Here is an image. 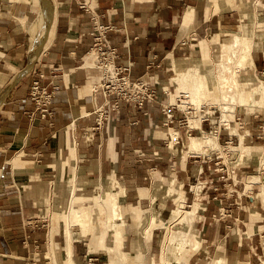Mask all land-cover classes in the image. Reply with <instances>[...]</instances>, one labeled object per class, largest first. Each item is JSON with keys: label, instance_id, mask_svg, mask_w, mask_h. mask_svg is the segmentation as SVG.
Returning a JSON list of instances; mask_svg holds the SVG:
<instances>
[{"label": "crops", "instance_id": "obj_1", "mask_svg": "<svg viewBox=\"0 0 264 264\" xmlns=\"http://www.w3.org/2000/svg\"><path fill=\"white\" fill-rule=\"evenodd\" d=\"M245 14L258 36L248 70L264 83V0H0V264H66L68 213L95 215L108 181L120 191L121 231L119 246L113 228L104 244L129 254L128 264L144 240V254L152 258L177 200L192 208L196 179L204 184L191 222L198 247L183 256L187 264L218 253L221 264H264V203L244 193L237 178L246 177L249 158L234 170L239 184L230 182L227 165L214 168L218 156L211 153V162L188 152L190 137L211 132L210 119L179 123L182 110L168 102L174 65L191 64L205 45L210 54L222 28L231 29ZM92 15L113 27L107 36L116 63L131 62L129 77L159 92L157 102L110 109L99 124L94 110L104 108V98L93 93L101 72L88 54ZM38 75L55 86L50 119L28 98ZM239 117L251 140L264 146V124L258 123L264 115ZM234 136L218 133V142L233 143ZM171 179L175 190H168ZM152 204L158 206L154 219L144 214ZM77 229L73 262L110 264L101 232L86 236Z\"/></svg>", "mask_w": 264, "mask_h": 264}, {"label": "bare ground", "instance_id": "obj_2", "mask_svg": "<svg viewBox=\"0 0 264 264\" xmlns=\"http://www.w3.org/2000/svg\"><path fill=\"white\" fill-rule=\"evenodd\" d=\"M247 28H248V24L245 20V16H243L240 22L237 25H235L234 28H231L234 31L233 34L227 33V31L230 29H222L219 32V35L217 36V41H218V49L220 50V55L219 54L217 55V57H219L217 61L215 60H214L215 62L213 61V67L209 66L211 68L207 69V73H201L199 71V68L197 67H199V64L201 63L202 60L206 61V63H211L213 59H211L210 56L206 57V59L205 57L193 58V63H192L193 66L177 67L175 75L172 77V81L175 82L177 85L179 84L181 89H184L183 91H179L178 93L188 92V94H186V97H189L187 99L181 98V100L179 101L178 106L179 108H181V110L182 109L185 110L187 105L189 106V104H193V105L196 104V106H198V102L201 101V99L206 94L204 92L205 87L208 88L209 91L211 88L214 87L213 85H215L218 91L216 93H218L219 96L217 97L218 98L217 106L221 111V118L219 122L226 125L229 124V115L227 114V108L229 107L230 104H234L235 101H237L236 98L239 89V85L237 84L238 81L237 79L239 76V71L241 70V68H244V66L251 63V56H252L251 53H252L253 44L248 40V35L246 32ZM246 83H248L247 90L249 91V102L251 103V105H256V102L259 103L264 102L263 81L257 78L256 80H247ZM209 86H213V87H210L209 89ZM212 94L214 95L215 93ZM214 98L213 101L215 102L216 99L214 100ZM239 104H241L240 101ZM210 111H209V116H211L212 114V113L210 114ZM200 120H201V116L192 115L191 117H189L190 125L192 126L198 123ZM217 137L218 135L212 132H203L202 136L200 137H190L188 142V148H189L188 152H193V150H195L199 146H202L203 144H208L210 146L220 148L222 145L219 144ZM238 138H239L238 144L231 146L232 148L240 149L241 153L246 152L247 154H249V153L258 152L261 155H264V146L252 144L249 139V134L246 130L239 131ZM262 186L264 188V185ZM195 187L196 186L194 185L193 189H195ZM175 189L176 187L173 184V179L169 180L168 190H175ZM101 191H107L111 195L109 199V205L107 208H105L106 206L102 208V213L105 214L106 220L109 221L107 223L116 226L117 224L116 219L121 218L120 205L118 202L120 191L114 189V183L111 181L103 183L101 186ZM183 204H184V200L182 199L177 202V207L175 209H172L173 211L172 219L168 223L171 224L173 222H177L184 224L185 222L187 223L192 222L191 220L196 211L197 202L193 203L192 209H184ZM150 210L153 215L158 211V208L157 207L155 208V206L152 205ZM90 223H93V219L90 218L87 210L84 209L75 210V215L73 218L74 226H78L80 230L86 231V229L90 226ZM111 225L110 227H112ZM117 225L119 226L120 224ZM68 229L69 232L67 229L65 231L67 248L65 250L66 253L64 258L68 261L67 264H75L72 262L71 259L70 244L74 237H78L77 234H75V232L78 229L70 228V227ZM69 233L71 235H69ZM119 244L120 242H117V246H119ZM187 244H188V240L186 239L185 233L178 236L176 234V231H172L169 229V231H167L166 238L164 241V246L162 249L163 250L162 259L161 261L156 262L154 264H170L171 263L170 256H173L176 253L175 251L179 249H183ZM192 245H193L192 248L194 249L197 248V245L195 243H193ZM91 248L92 247L90 245L89 250H91ZM107 250L109 253L111 263L116 261H123V259L127 261V259L129 258V254L123 253L120 250H117V248L114 249V247L112 246H109ZM134 250H135V254L137 255L136 253L137 249L135 248ZM207 264H221V260L215 258L207 262Z\"/></svg>", "mask_w": 264, "mask_h": 264}, {"label": "rangeland", "instance_id": "obj_3", "mask_svg": "<svg viewBox=\"0 0 264 264\" xmlns=\"http://www.w3.org/2000/svg\"><path fill=\"white\" fill-rule=\"evenodd\" d=\"M243 16H245V20H246V22L248 24V28L246 29V32H247V35H248V40L253 44L252 45V50H253V48L256 46L255 38L258 37V36L256 35L255 27L254 26H250V25L251 24L255 25V23L253 21L252 16H250L249 14L242 15V17ZM231 28H234V26H232ZM222 29H228V28L224 27ZM227 33L228 34H233L234 31L232 29H230V30L227 31ZM262 36H263V34H262ZM206 49L207 48H206V45H205L202 48H200V53H198L197 55L192 56L193 58H196V57H199V58L203 57L204 58L205 57V59H206V57L210 56V58L213 59L211 63H206V61H204V60L201 61V63L199 64V67H197V68H199V71L201 73H207V69L211 68L209 66L213 67V61L214 60L217 61V59L219 58V57H217V55L218 54L220 55V50L218 49V41L216 42V47L215 48H210V54L207 53ZM192 57H190L188 59H185V60H190ZM91 61H92V57H91ZM92 63H93V61H92ZM192 63H193V61H192ZM192 63L189 64V63H186L184 61L179 62L178 64L174 65V69H175L174 72H176L177 67L193 66ZM202 63H204V64H202ZM250 65H251V63L246 65V66H244V68H241V70L239 71V76H238V79H237L238 80L237 84L239 85V89H238V92H237V98H236L237 101H235L236 104L235 103L234 104H230L229 107L227 108V114L229 115V124L228 125L224 124V126H227V129L222 128L224 130H221L220 126H219V125L222 124V123L219 122V120L221 118V111H220V109L217 106V100H218L217 97H219V96H218V93H216L218 91H217L215 85H213L214 87L213 86H209V89H210V87H213L209 91H208V88L205 87L204 92L206 94L201 99V101L198 102V106H196V104L195 105L189 104V106L187 105L185 110L182 109V118H180V119H181V122L184 123L185 120L187 118L189 119V117H191L192 115L201 116V119L203 117H208L210 119V121L212 122V125H213V127L211 129L212 133H214V134L216 133L218 135V133L226 131L227 133L236 135V136H234L235 139H234L233 143L225 144V142L220 140L221 143H219V144L222 145L220 148H218V147L216 148V147L210 146L208 144H203L202 146L197 147L193 151L198 152L200 154L203 153V155H205L206 159L208 158L211 162H212V160L210 158V154L211 153L215 154V156H218L217 159H214V162H215L214 163L215 164L214 168L215 169H217L218 167L222 168V167H225L227 165V167L229 169V172H230V176H229L231 178L230 182H233V180H234V182H236V180H235L236 175L234 173V170H237V168L240 166L243 157H248L249 161L251 162V166L247 169V173L245 174L246 177H242L241 178V177L237 176V178H238V180H240L242 182V183H240L241 186H244V193H246L248 195H251L254 200H261V201L263 200L262 202L264 203V188L262 186V185H264V155H261L258 152L257 153H249V154H247L246 152L245 153H241L240 149H235V148L231 147L233 145H237L238 144V142H239L238 132L241 131V130H244V128H242V125H243L242 118L239 117V116L242 115V112H246V113L250 112V113H253V114L261 113V115H264V102H262V103L256 102V105H251V103L249 102V91L247 90L248 83H246V81L247 80H256L255 76L250 75V72L248 70V67ZM171 74H173V72H171ZM174 75H175V73H174ZM170 76H169V78H170ZM171 81H172V78H171ZM172 83H174L175 86L172 84L173 87H172L171 91L173 93L169 94L168 102L177 104L176 106L179 108L178 103L181 100V98H183V99L189 98V97H186V94H188V92L187 93L186 92L178 93L179 91H183L184 89H181L179 84L177 85L173 81H172ZM243 86H244V88H243ZM175 87H176V90H175ZM212 93H215V94L213 95ZM213 96L214 97L216 96V97L214 98ZM213 98H214V100L216 99L215 102L213 101ZM239 101H240L241 104H239ZM213 102L216 103V104H214ZM242 102H243V104H242ZM199 104H200V106H199ZM179 109L181 110V108H179ZM209 111H210V114L212 113L211 116H209ZM238 117H239V119H238ZM258 123L263 125L264 124V119L261 122H258ZM263 128H264V125H263ZM208 132H210V131H208ZM249 139H250L251 143L254 144V145H259V146L262 145V143H258L256 141V139H254V138H253V141H252L251 138H250V135H249ZM225 147H227V148H225ZM188 151H189V148H188ZM207 154H209V155H207ZM241 156H242V158H241ZM236 183L239 184V181L236 182ZM173 184H174L175 187H177L174 179H173ZM194 185L196 186L195 189H193ZM203 185L204 184L199 182L197 179L195 180V182H192V186H191L192 189L194 191H197L196 192V196H195L196 200L194 201V203L197 202V207L199 206V202H198V200L200 199V195L199 194H200V190H202V186ZM110 196L111 195L107 191H101L100 197L102 198L103 205L100 208H97V211L95 212V215H90L89 214L90 218L93 219V223H90V226L86 229V231H83L84 232L83 234L86 235V236L87 235L88 236L91 235L92 234L91 232H94V231L99 232L100 231L101 232L100 243L106 249H108V246H106L104 244L103 240H104V235H105V233H107V231H108V229H109L111 224L107 223L109 221L106 220L105 214L102 213V208H104L105 206H106L105 208L108 207ZM118 202H119V205H120V198H118ZM177 202H178V200H177ZM152 205H154L155 208L156 207L158 208V206L156 204H152ZM184 209H192V208L189 207V205H188V206H185ZM98 212H100V213H98ZM107 213H108V211H107ZM144 214L148 215L151 219H154L156 214H157V212L152 215V212L149 209L148 211H145ZM74 215H75V211L74 212L70 211L68 213V215H67V218L69 217V221H70L69 227L77 229L78 226H74L73 225ZM172 215H173V211L171 210L169 212V215L166 218V223H162V225L165 227V232H164L165 235H164V238H163L162 242L160 241V243H159V248L158 249H160L159 252H161V253L159 254V252H157L158 254L156 256L152 257V258L146 257L145 254H144V252H145V247L143 245L144 244V240H142V241H140L141 246L136 248L137 249V251H136V253H137L136 260L134 262H130L128 264H154L156 262L161 261L162 254H163V250L162 249H163V246H164V241H165V238H166L167 231H169V229L172 230V231H176V234L178 236L185 233L186 234V239L188 240V244L185 245V247L183 249H179V250L175 251L177 254L175 253L173 256H170L171 257V263L170 264H187V261L183 258V256L186 257L185 253H189V251H191L190 249L193 247V245H192L193 243H195L197 245V247H198V241L195 239V237L193 235V232H192V229H191V222H188V223L185 222L184 224L183 223L173 222V223L170 224L168 222H170V220L172 219ZM196 216H197L196 213H194L193 218L196 217ZM193 218H192V220H193ZM117 224H119V223H117ZM117 224H116V226L111 225L112 227H110V228H113V230H115V232H114L115 245L117 244V242H120L121 225L118 226ZM168 224H169V226H168ZM72 226H74V227H72ZM68 228H67V230L69 232ZM65 231H66V229H65ZM69 235H71V234L69 233ZM116 236H118V237H116ZM146 236L148 237V234H146ZM114 249H116V248L114 247ZM196 249H194V250H196ZM91 250H92V248H91ZM216 255H219L221 257V254H219V253L216 254ZM215 256L206 257L204 259L203 264H207V262H209L210 260L215 259L214 258ZM128 259H130V258H128ZM65 262H66V264L68 263V261L66 259H65ZM72 262H73V260H72ZM117 262H119L121 264H126V260H124V259H123V261H116L114 263H117ZM109 263L111 264L110 257H109Z\"/></svg>", "mask_w": 264, "mask_h": 264}, {"label": "built area", "instance_id": "obj_4", "mask_svg": "<svg viewBox=\"0 0 264 264\" xmlns=\"http://www.w3.org/2000/svg\"><path fill=\"white\" fill-rule=\"evenodd\" d=\"M92 28L90 35L92 45L88 51L93 60V67L101 72L99 83L93 87V93L103 96V105L96 107L98 124L105 119L110 109L117 110L122 103L141 107L146 102L158 101V88L145 79L133 80L129 77L131 62L116 63L117 49L108 40L111 25L102 24L94 15L91 17ZM43 76L32 78L28 88V98L34 103L36 111L43 118H52L51 102L55 94V86L42 81ZM171 109V108H170ZM166 118L172 122L173 114L166 113ZM239 119V117H238ZM179 123L181 119L178 120Z\"/></svg>", "mask_w": 264, "mask_h": 264}]
</instances>
